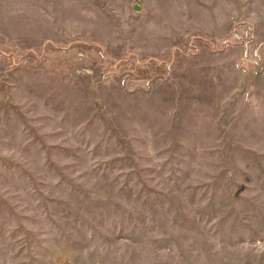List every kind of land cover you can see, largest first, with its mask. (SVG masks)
I'll return each mask as SVG.
<instances>
[{
	"label": "rangeland",
	"instance_id": "obj_1",
	"mask_svg": "<svg viewBox=\"0 0 264 264\" xmlns=\"http://www.w3.org/2000/svg\"><path fill=\"white\" fill-rule=\"evenodd\" d=\"M0 264H264V0H0Z\"/></svg>",
	"mask_w": 264,
	"mask_h": 264
}]
</instances>
